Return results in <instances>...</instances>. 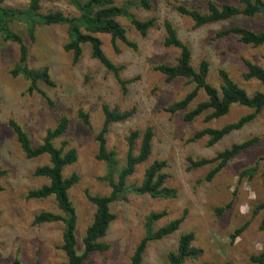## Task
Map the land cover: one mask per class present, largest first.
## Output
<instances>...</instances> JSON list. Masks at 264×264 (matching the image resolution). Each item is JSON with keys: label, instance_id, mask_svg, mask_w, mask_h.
I'll use <instances>...</instances> for the list:
<instances>
[{"label": "rangeland", "instance_id": "1", "mask_svg": "<svg viewBox=\"0 0 264 264\" xmlns=\"http://www.w3.org/2000/svg\"><path fill=\"white\" fill-rule=\"evenodd\" d=\"M135 1V0H132ZM211 1L218 6H240L237 0H150L151 10L132 8L140 20L155 18L157 26L142 37L125 19L120 22L127 30L133 49L117 41L113 44L109 35H99L106 56L117 66H123L121 79L131 81L126 92L113 73L92 57L90 44L83 45V55L77 64L73 55L66 52L67 26H38L31 38L24 25L12 24L28 48L27 65L31 70L47 68L54 86L38 83L39 92L30 93V83L12 71L19 60L18 45L5 42L0 35V169L6 174L0 178V264H63L66 255L61 250L64 224L62 222L35 225L34 219L42 212L64 214L54 198L29 199L30 191L47 184V179L34 175L35 170L49 164V158L29 159L20 147L9 126L14 120L29 135L32 144H41L50 129L60 118L70 120L67 133L55 145L68 143L67 149L77 152L78 160L64 171L65 177L76 173L79 182L69 191L78 217L76 225L77 251L83 253V238L91 224L95 207L90 196H107L111 188L101 181L107 173L106 164L97 159L96 137L104 124L103 105L110 109L129 111L135 109L132 119L110 127L106 137L107 148L116 153L118 169L124 168L127 156L126 139L132 131L144 133L147 128L154 132L153 151L150 159L136 168L129 184L141 185L147 168L155 161H166L164 173L168 175L166 187L175 189L174 199H156L147 195L131 194L127 201L111 205L116 220L110 225L104 242L110 249L93 253L84 264H131V258L145 235L146 218L152 213L165 211L167 216L157 222L154 229L185 216L180 229L172 236L149 244L143 264H168V255L176 252L181 235L193 232V246L203 250L199 261L185 264H256L251 261L264 251V211L254 214L264 204V142L240 153L211 182H205L213 165L188 170L187 159H210L219 153L253 137L264 135V111L240 131L233 132L219 143L210 146L209 139L191 141L198 131L205 128L220 129L235 123L254 111L235 105L228 115L211 122L201 116L186 122L184 116L196 105L207 99L203 92L186 112L171 114L167 108L182 100L194 89L186 79L167 83L156 70L161 64L173 65L179 50L164 47L163 24L169 21L177 30L180 40L192 51L195 68L202 60L210 63L209 83L220 88L219 70H225L250 96L264 92V85L256 80L244 81V62L249 61L264 68V45L252 47L242 44L235 36L216 40L222 29L240 26L254 31H264V18L235 17L229 21L197 27L188 17L176 10L179 6L204 12ZM30 0H0L6 8H25ZM125 0H117L121 5ZM42 12H61L65 16H78L70 0H51L41 4ZM83 111L89 115L90 125L79 117ZM141 140L137 142V150ZM252 167L257 168L253 177H241ZM117 179V176H116ZM230 205L221 216L217 209ZM243 226L244 232L232 241L231 235Z\"/></svg>", "mask_w": 264, "mask_h": 264}, {"label": "trees", "instance_id": "2", "mask_svg": "<svg viewBox=\"0 0 264 264\" xmlns=\"http://www.w3.org/2000/svg\"><path fill=\"white\" fill-rule=\"evenodd\" d=\"M44 1L51 0H30L25 8H6L0 3L1 38L3 41L14 43L19 47V60L12 71V75L14 77L21 76L29 81L30 87L28 91L30 93L36 91L40 93L39 82L48 86L55 85L47 68L31 70L28 67V48L22 36L11 29L12 24L24 25L31 38L34 37L35 29L38 26H67L69 41L64 46V50L72 53L73 63L77 64L80 61L83 55V45L90 44L92 57L99 61L108 72L113 73L123 91L126 92V86L131 81L121 79L120 75L124 67L115 65L106 56L99 35H109L113 44L120 41L130 48L137 49V45L129 40L127 30L123 27L120 20H127L142 37H146L150 30L157 26L156 19L150 18L142 21L131 12V9L135 7L151 10L150 0H125L121 5L117 4V0H70V3L78 12V16L72 17L65 16L61 12L43 13L41 4ZM237 1L240 6L231 4L218 6L209 1L204 12L185 6H179L176 10L182 16L190 18L197 27L229 21L240 16L253 18L260 15L264 18V0ZM163 28L165 31L164 47L177 49L180 54L175 64H161L156 67V70L165 77L167 83H171L176 79H186L190 84H194V89L182 100L170 105L167 108V112L171 114L186 112L198 98L200 92H203L207 99L198 103L195 108L185 114L184 120L186 122H192L204 115H206L205 122L219 120L228 115L231 108L235 105L254 111L240 118L237 122L227 124L220 129L205 128L198 131L191 138V141L195 142L208 138L209 145L213 146L233 132L245 128L264 111V92H256L250 96L225 70H219L218 72L222 81L220 88L217 89L212 86L208 81L210 63L207 60H202L199 66L195 68L192 64V51L188 45L180 40L173 24L165 21ZM230 36H235L240 43L252 47L264 45V31H254L240 26H233L218 31L215 39L220 40ZM244 64L246 67V72L243 74L244 81L256 80L264 85V68L249 61H245ZM102 111L104 124L96 137L99 145L97 159L106 164L107 173L101 178V181L111 188V192L107 196L88 195V200L95 207V213L82 241V254L77 251L76 225L78 217L69 196V191L79 182L80 177L76 173L70 177L64 176L65 169L77 162L78 155L76 150L67 149L68 143L66 141L62 142L60 148L55 145V141L67 133L70 127V120L65 116L61 117L57 126L48 130L43 142L37 146L32 144L29 135L21 125L14 120L9 121V126L27 158L34 159L42 156L49 158V164L38 167L34 172L36 177L47 179L48 183L39 189L30 191L28 198L36 200L54 198L58 209L64 214V216H61L53 212H42L34 219L35 225L59 222L64 224L61 250L66 255V262L63 264H84L91 254L103 253L110 249V246L103 240L110 225L116 220V215L111 211L112 204L127 201L131 194L138 196L147 195L156 199H174L177 195L175 189L166 187L168 179V175L164 173L167 168L166 161L153 162L147 168L141 185L129 184V179L135 174L136 168L146 163L152 155L154 132L152 128H147L144 133L132 131L129 134L126 139L128 147L126 163L124 168L119 170L116 153L107 148L106 137L112 125L132 119L136 110L131 109L122 112L103 105ZM79 117L85 125H90L88 114L80 111ZM138 140H141V142L136 152ZM260 142H264V135L234 144L214 158L193 159L189 157L187 159L188 170H197L213 165L214 168L205 178V182H211L240 153ZM256 172L257 168L252 167L245 170L241 177H253ZM5 174L6 172L0 169V178ZM1 190L2 188L0 187ZM229 208L230 205L217 209L218 215L221 216ZM261 211H264V204L257 206L254 214H258ZM165 216H167V213L163 211L152 213L146 218L145 235L134 251L131 264H143L144 255L149 244L175 234L185 219V216H182L155 230V224ZM245 228L246 226L237 229L231 235L232 241L238 238ZM262 228H264V222ZM194 241L195 234L193 232L181 235L177 251L168 255V264H185L189 260H201L203 250L195 248L193 246ZM251 261L256 264H264V251L258 256H253ZM13 264H20V262L15 260ZM200 264L209 263L202 262ZM226 264L230 263L227 262Z\"/></svg>", "mask_w": 264, "mask_h": 264}]
</instances>
